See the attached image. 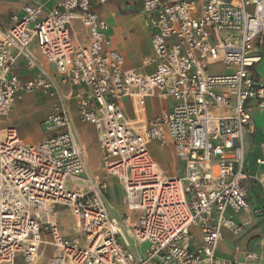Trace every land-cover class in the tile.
<instances>
[{"label": "built area", "instance_id": "obj_1", "mask_svg": "<svg viewBox=\"0 0 264 264\" xmlns=\"http://www.w3.org/2000/svg\"><path fill=\"white\" fill-rule=\"evenodd\" d=\"M109 1L144 15L151 53L141 68L127 69L110 45L99 12ZM22 10L9 26L0 15V122L24 93L56 102L36 145L13 127L0 129V264H35L47 247L56 251L50 264H217L225 230L240 237L250 223L234 215L261 212L249 182L264 183V140L252 171L246 133L255 132L253 107L264 109V0H61ZM75 21L85 42L74 39ZM33 44L69 93L45 70L28 80L16 73L21 58L35 64ZM149 97L172 103L150 118ZM71 98L79 120L94 128L103 173L90 165ZM154 146L176 158L173 176ZM108 175L135 220L113 213ZM59 205L70 209L79 236L62 234ZM246 259L259 256L247 251Z\"/></svg>", "mask_w": 264, "mask_h": 264}, {"label": "crops", "instance_id": "obj_2", "mask_svg": "<svg viewBox=\"0 0 264 264\" xmlns=\"http://www.w3.org/2000/svg\"><path fill=\"white\" fill-rule=\"evenodd\" d=\"M61 0H0V15L5 26H9L10 16L13 14L22 15L23 5L25 3L43 5L45 9L53 8ZM100 15L109 25L108 38L111 47L119 50L124 58L127 69L141 68V64L131 63L128 57L131 55V49L126 45L128 39L126 30L133 28V25L140 26L143 33L146 53L145 56L151 53V43L148 29L144 23V15L138 12L130 4H124L116 1H109L99 7ZM75 36L77 42H85L87 40V30L83 27L80 21L74 22ZM131 31V30H128ZM30 51L35 58V64L30 66L26 59L21 58L15 66L16 73L23 80H28L35 76L39 71L45 70L49 76L63 89L64 85L57 75L55 66L49 63L36 44L30 47ZM141 60V61H142ZM264 62V60H263ZM263 74L262 69H260ZM264 75V74H263ZM127 101V100H126ZM129 101V100H128ZM56 102L54 97L42 95L40 93H24L22 97L13 105L8 113L7 120L2 119L0 129L13 127L18 131L19 136L28 144L36 145L44 138L43 121L52 112ZM172 101L161 97H149L145 99V106L148 116L154 117L163 108L170 106ZM128 105V104H127ZM130 108V101L129 106ZM254 127L255 132L246 133V141L249 147V163L251 170L255 171L257 164L256 159L261 153V142L264 140V118L262 112L264 109L253 107ZM74 117V116H73ZM75 127L79 137L82 133L81 129L88 133L89 127L81 124L75 117ZM94 129V128H93ZM83 141V139L81 138ZM84 142V141H83ZM158 146H154V154L157 161L166 171L163 162L156 153ZM169 150V149H168ZM175 165L177 167L178 162ZM167 173V171H166ZM168 174V173H167ZM173 174H168L173 176ZM250 200L254 208H260L261 212L257 215L253 213H239L234 215L237 223L249 221V225L245 227V231L240 237H235L229 230H225V240L218 246L217 264H264V183L249 182ZM237 247L239 248L237 250ZM247 251L257 252L259 260L256 263H251L246 259Z\"/></svg>", "mask_w": 264, "mask_h": 264}, {"label": "rangeland", "instance_id": "obj_3", "mask_svg": "<svg viewBox=\"0 0 264 264\" xmlns=\"http://www.w3.org/2000/svg\"><path fill=\"white\" fill-rule=\"evenodd\" d=\"M249 10L252 11V8H249ZM136 25H133L132 26L133 28H128L126 30V34H127L126 37L128 39L125 41V43L131 49V55L128 57V59L130 60L131 63H136L137 65H139V64H141L140 62H142L141 61L142 57L146 53L147 48L145 47L144 37H143V33L140 29V26H136ZM128 30H131V31H128ZM263 51H264V48H263ZM40 53H41V51H40ZM42 56H43V54H42ZM44 59H45V57H44ZM217 67H221V65H217L213 69H216ZM260 69H262L263 74H264V62L263 61L259 65L258 71H259L261 77L264 79V75L261 74ZM64 87H65L64 88L65 93H69V91L71 90L70 86H64ZM79 89H83V88L80 87ZM77 90L78 89H74L73 94H75ZM68 102H69V106H70V109H71L73 116L81 124L89 127L88 133H86L85 131H83L81 129H78V130L82 133L81 138L83 139L84 143L87 145V147L89 149L90 165H91L92 169L95 170L96 172L103 173V170H102V167L100 164L101 151H100L99 145L97 143V139L95 136L93 126L89 123L81 122L79 120L78 114H77V101H76V99L71 98L68 100ZM125 102L128 104V105H125L127 108V114L131 118H133L134 115L132 112L131 104H130V108H129L128 107L129 101L125 100ZM262 114H263L262 116L264 118V111L262 112ZM147 115H148V113H147ZM7 118H8V116L3 117L4 120H7ZM156 153L159 155L161 162L166 164V165H164V167H165L167 173L169 175L173 174V172L176 171L175 161L177 163V160L173 156L171 151L168 149L158 148ZM183 169H184V164L181 163L180 164V171H182ZM108 180L110 183L109 199H110V202L113 206V213L114 214L128 213L135 220L137 218V213L134 212V210L130 209L123 202V199H122L123 194H122V191L120 190V188L117 184L116 178L112 175H108ZM57 218H58V223H59L61 232L64 236L76 237V236L80 235V233L78 232V229L76 228V225L74 223V219L70 213V209L68 207L59 205L57 207ZM147 247H148L147 243L141 244L140 250L145 252ZM55 252L56 251L54 248L47 247L45 250L41 251L39 259L35 264H50V258L55 254ZM18 264H26V263L18 261Z\"/></svg>", "mask_w": 264, "mask_h": 264}]
</instances>
